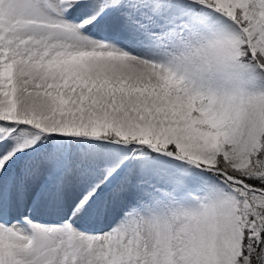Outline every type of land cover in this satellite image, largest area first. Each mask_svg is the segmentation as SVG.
<instances>
[{
    "label": "snow or ice",
    "instance_id": "1",
    "mask_svg": "<svg viewBox=\"0 0 264 264\" xmlns=\"http://www.w3.org/2000/svg\"><path fill=\"white\" fill-rule=\"evenodd\" d=\"M0 264H264V0H0Z\"/></svg>",
    "mask_w": 264,
    "mask_h": 264
}]
</instances>
